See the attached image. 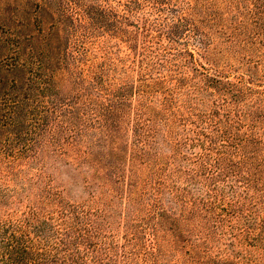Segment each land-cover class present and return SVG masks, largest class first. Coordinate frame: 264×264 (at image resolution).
I'll return each mask as SVG.
<instances>
[{
    "label": "rangeland",
    "instance_id": "obj_1",
    "mask_svg": "<svg viewBox=\"0 0 264 264\" xmlns=\"http://www.w3.org/2000/svg\"><path fill=\"white\" fill-rule=\"evenodd\" d=\"M166 2L139 18L105 5L55 48L43 12L34 89L14 107L0 77V247L14 237L48 264H264V0ZM58 44L79 59L61 75Z\"/></svg>",
    "mask_w": 264,
    "mask_h": 264
},
{
    "label": "trees",
    "instance_id": "obj_2",
    "mask_svg": "<svg viewBox=\"0 0 264 264\" xmlns=\"http://www.w3.org/2000/svg\"><path fill=\"white\" fill-rule=\"evenodd\" d=\"M166 1L0 0V77L3 78L2 74H5L7 80L15 88L19 87L18 90L24 88V86H27L26 89H34V84L31 82L36 71L41 68L40 56L42 53L39 47H41L43 29L47 25L46 21L42 19V14L47 10L57 15V26L60 27L58 32L51 33V38L47 36L48 34H44L49 45L52 43L54 47L55 41L58 42L65 35L63 25H67L66 22H68L71 31L78 30V23L82 24L84 22L83 15L93 19L95 23L101 22L105 5L111 8L121 6L126 13L139 18L140 15H143L142 13H153L160 16L161 11L166 7ZM172 9L174 8L171 7ZM142 19H145V24L150 21L149 17H143ZM131 24L141 28L138 23ZM52 27L53 25H50L48 29L51 30ZM56 53L68 60H64L65 65L60 67L62 71L58 69L59 75L70 70V67H74V63L77 64L79 61L76 55L70 54L60 44L57 45ZM69 54L70 57H68ZM70 59L73 61L71 62ZM75 67H78V64ZM27 75L28 77H26ZM25 79L27 82H25ZM19 91L20 94L9 97L14 102V107H17L20 101L28 97L27 93L23 96L22 90ZM1 241L0 264H48L44 262L47 259L43 256L44 253L34 251L25 243L20 244L14 237L2 238Z\"/></svg>",
    "mask_w": 264,
    "mask_h": 264
}]
</instances>
